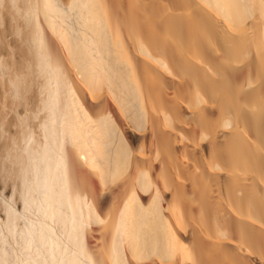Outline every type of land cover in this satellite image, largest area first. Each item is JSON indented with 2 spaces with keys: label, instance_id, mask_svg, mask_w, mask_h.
I'll return each instance as SVG.
<instances>
[{
  "label": "bare ground",
  "instance_id": "bare-ground-1",
  "mask_svg": "<svg viewBox=\"0 0 264 264\" xmlns=\"http://www.w3.org/2000/svg\"><path fill=\"white\" fill-rule=\"evenodd\" d=\"M0 264H264V0H0Z\"/></svg>",
  "mask_w": 264,
  "mask_h": 264
}]
</instances>
